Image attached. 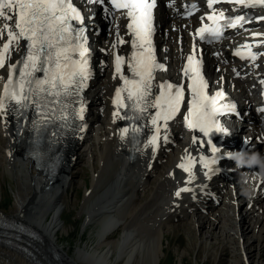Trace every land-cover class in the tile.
I'll use <instances>...</instances> for the list:
<instances>
[{"label": "bare ground", "instance_id": "obj_1", "mask_svg": "<svg viewBox=\"0 0 264 264\" xmlns=\"http://www.w3.org/2000/svg\"><path fill=\"white\" fill-rule=\"evenodd\" d=\"M157 2L156 39L165 40L160 44V58L167 64V69L158 74L179 80L182 62L198 23L194 17L172 20L173 6H166L165 0ZM125 27L124 16L110 7L101 9L100 6L88 10L83 24L77 27L89 39L92 73L88 87L81 93L84 107L79 122L61 142L62 159L57 173H44L30 157L24 156L31 115L26 130L18 135L12 111L9 108L0 111V176L12 178L16 185L15 209L9 217L21 221L40 236L37 240L28 233L18 232L8 242V237L0 234V264H159L163 254L158 249L165 235L162 230L181 225L188 230L190 239L195 238V247L204 249L203 261L218 243L228 249L226 264H264V126L250 104L252 90L247 89L257 76L264 75V67L262 61L235 62L229 55L231 48L246 40H251L250 45L257 51L264 49V20H252L221 42L204 46L208 79L219 86L224 74V86L242 111L239 118L229 115L223 119L222 152L236 155L222 160L218 175L212 178H207L208 172H204L199 162L191 165L190 173L178 167L187 158L198 155V138L180 115L162 128L155 146L149 144L151 118L156 113L152 107L148 108L141 141L132 150L130 159V141L123 132L122 113L112 103L113 89L120 85L121 73L126 71L129 47L127 43L119 47L124 59L120 73L116 72L112 48L120 35L130 37ZM179 32L183 35L181 44L175 42ZM6 39L5 36L0 40V47ZM22 49L21 43L14 45L8 60L12 63ZM215 50L218 55L214 54ZM251 69V73L245 74ZM5 77L6 70H0V91ZM252 142L260 150L250 148L243 152ZM85 160L92 169L97 168L91 174L90 192L83 195L81 206L86 213L82 226L98 224L95 247L84 242L70 254L57 241V234L65 223L61 218L66 209L63 194L74 184L77 166ZM181 189L187 191L177 196ZM56 203L57 209L46 218L49 207ZM118 228L119 237L108 239ZM50 250L62 259H56Z\"/></svg>", "mask_w": 264, "mask_h": 264}, {"label": "snow or ice", "instance_id": "obj_2", "mask_svg": "<svg viewBox=\"0 0 264 264\" xmlns=\"http://www.w3.org/2000/svg\"><path fill=\"white\" fill-rule=\"evenodd\" d=\"M88 2L103 4L105 0H88ZM108 2L117 10H127L126 14L130 21L127 27L134 37L132 47L139 49L138 52L132 53L129 62L130 71L138 79L129 80L121 75L125 87L117 89L115 103L118 107H126L121 100L123 91L127 92V99L133 101L132 107L135 110L145 112L148 107L157 110L151 118L155 134L149 140V144L155 146L160 132L158 122L164 121V127H167V122L179 113L184 101V86L162 83L159 85V95L148 101L147 98L152 95L153 70L157 67L163 68L162 65H156L151 49V9L155 6V0L151 3L149 0H108ZM218 2L220 0H207V6L212 8ZM229 2L243 6L255 4L264 6V0H229ZM195 7L192 5V8ZM207 18L213 21V27L205 26L199 29L198 34L201 39L205 37V33L218 38L222 34L221 27L235 28L245 20L244 16H237L235 19L226 20L225 24L221 25L220 21L226 19L222 12L219 15L213 13ZM73 20L83 22L72 0H0V40L7 37L0 47V68H5L14 45L18 46L21 40L27 42L26 57L17 62L23 65L18 70V79H14L17 64L7 65L8 76L3 97H0V111L7 110L5 101H14L20 109H27L32 104L40 112L41 123H46L47 113L42 109L48 104L59 103L60 97L79 94L87 79V49L81 43L82 30L73 27L71 23ZM236 54L242 55L239 51ZM75 56L79 59H75ZM248 58L255 60V53L249 51ZM115 59L116 72L120 73L124 59L119 55ZM37 72H43L44 78H36L34 74ZM184 75L191 81L188 88L192 94L188 113L184 117L187 126L193 129L198 128L205 136L213 130L221 131L214 117L219 111L216 107L217 100L223 96V93H217L216 97L211 98L206 94V83L199 71V61L194 55L188 57ZM48 97L53 99L48 100ZM81 112H83L82 108ZM36 123L34 120L33 124ZM127 131L126 128L123 130L124 133ZM133 131L138 129L134 128ZM193 142L195 143V139ZM212 151L214 153L217 151L215 146ZM192 163L193 161L189 158L187 164L181 163L178 167L190 173ZM204 166L208 167V163L206 162ZM181 191H187V189H181L176 195L179 196Z\"/></svg>", "mask_w": 264, "mask_h": 264}, {"label": "rangeland", "instance_id": "obj_3", "mask_svg": "<svg viewBox=\"0 0 264 264\" xmlns=\"http://www.w3.org/2000/svg\"><path fill=\"white\" fill-rule=\"evenodd\" d=\"M0 155H2L1 149ZM94 161H96V166L97 160L95 159ZM77 167L79 168L77 169L74 177V184L72 187L70 186L68 188L66 194H63L66 199V209L64 210L61 218L65 223L64 228H62L63 230L59 231L57 234L58 243L64 245L66 250H70V254H73V250L77 245L82 246L84 242L93 243L92 245L95 247L94 233L98 228V224L95 223L87 224L88 226H86V228L82 226L86 213L81 208L84 202V196L87 194L88 189H90L89 185L91 174L93 171H96L97 168L92 169L89 162L86 160L81 162V164ZM2 178L3 177L0 176V213L10 218V213L15 209L16 185L12 178ZM110 178H112V175L109 176V179ZM86 187H88L87 190L85 189ZM56 209L57 203L51 204L46 218H48ZM58 221L60 222L61 220L58 219ZM243 223V225L247 226L246 222ZM61 224L63 223L61 222ZM184 228L186 227L181 225L177 228L175 227L174 229L164 228L162 230L165 235L162 236L160 247L158 249L161 254H163L159 264H226L228 262L229 252L227 247L221 246L218 243L215 244V248L213 249L211 255L207 257L208 259L205 258V261H203L205 255L204 249L201 248L202 246H200L199 249L195 247V238L194 241L193 239H190L189 233L187 232L188 230ZM119 234L120 228L115 230L108 239L118 238ZM249 235L251 236V232H249ZM103 247L104 245H101V248ZM180 256H182V258H180Z\"/></svg>", "mask_w": 264, "mask_h": 264}, {"label": "water", "instance_id": "obj_4", "mask_svg": "<svg viewBox=\"0 0 264 264\" xmlns=\"http://www.w3.org/2000/svg\"><path fill=\"white\" fill-rule=\"evenodd\" d=\"M32 237H34V238L37 239V240H40V236H39V234H38L37 232H33V233H32ZM50 251L52 252V255H53L56 259H59V260L62 259V257H61L60 254H58L57 252H54L53 250H50Z\"/></svg>", "mask_w": 264, "mask_h": 264}]
</instances>
